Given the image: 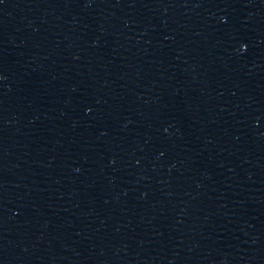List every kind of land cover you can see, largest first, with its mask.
I'll use <instances>...</instances> for the list:
<instances>
[{"label":"water","instance_id":"1","mask_svg":"<svg viewBox=\"0 0 264 264\" xmlns=\"http://www.w3.org/2000/svg\"><path fill=\"white\" fill-rule=\"evenodd\" d=\"M264 207V0H0V264H235Z\"/></svg>","mask_w":264,"mask_h":264}]
</instances>
